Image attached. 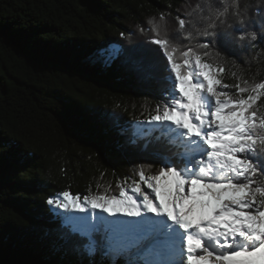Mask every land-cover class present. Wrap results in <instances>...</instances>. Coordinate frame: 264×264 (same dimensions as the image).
Segmentation results:
<instances>
[{
	"label": "trees",
	"instance_id": "16d2710c",
	"mask_svg": "<svg viewBox=\"0 0 264 264\" xmlns=\"http://www.w3.org/2000/svg\"><path fill=\"white\" fill-rule=\"evenodd\" d=\"M197 4L206 16V0H0V264H109L108 256L77 250L78 236L62 238L64 217L74 214L46 201L63 190L81 197L104 188L118 193V184L139 181L144 165H151L146 176L156 174L162 165L140 150L143 140L117 149L125 137L112 121L130 133L157 105L163 108V97L155 82L137 81L120 60L104 67L90 57L110 45L143 44L167 66L150 43L147 21L163 26L164 14L172 42L197 49L206 38L193 23L179 29L177 20H200L198 10L187 15ZM239 6L245 23L230 12L218 30L236 38L242 29L257 39L198 49L208 52L202 60L217 69L231 95L244 80L264 81V0H239ZM188 33L191 39H180ZM256 106L264 112V96Z\"/></svg>",
	"mask_w": 264,
	"mask_h": 264
},
{
	"label": "snow or ice",
	"instance_id": "6c2138e0",
	"mask_svg": "<svg viewBox=\"0 0 264 264\" xmlns=\"http://www.w3.org/2000/svg\"><path fill=\"white\" fill-rule=\"evenodd\" d=\"M206 7V16L199 4L187 13L191 17L198 10V21L177 17L179 29L193 23L196 35L206 38L197 49L180 50L172 42L164 14L159 17L163 26L154 18L147 21L154 34L150 43L162 50L167 66L143 44L129 50L110 45L90 57L104 67L120 60L137 81L159 86L163 108L157 105L156 114L137 121L130 133L112 123L125 137L116 142L117 149L143 140L140 150L162 166L147 176L144 169L151 165L141 166L139 181L127 188L118 184V193L104 188L82 197L70 190L50 196L46 203L52 209L85 214L65 216L61 225L68 230L62 238H80L74 242L77 250L95 256L102 249L109 264H118V258L124 264H264V112L256 106L264 81L244 80L230 95L217 69L202 60L208 52L198 50L214 43L227 47L235 39L254 41L257 34L240 29L233 38L218 30L230 12L245 23L239 0H206ZM191 38V33L180 36ZM89 211L95 213L92 219Z\"/></svg>",
	"mask_w": 264,
	"mask_h": 264
},
{
	"label": "rangeland",
	"instance_id": "374dc122",
	"mask_svg": "<svg viewBox=\"0 0 264 264\" xmlns=\"http://www.w3.org/2000/svg\"><path fill=\"white\" fill-rule=\"evenodd\" d=\"M216 75L218 76V71H217V73H216ZM227 90V89H226ZM228 92H229V94L231 95V92L229 91V90H227ZM162 109V108H161ZM151 131H152V129H151ZM197 159H199V157H197ZM132 183H129V182H126V183H124L123 184V186L124 187H128L129 185H131ZM142 187H146V186H144V185H142ZM100 210H96V212H99ZM71 213L72 214H74V216H83V215H85V214H83V213H78V212H74V211H71ZM88 215L90 216L89 217V219H92L93 217H94V215H95V213L94 212H92V211H89L88 212ZM105 217H107V214L106 213H104L103 214ZM151 215V214H150ZM107 218H109V219H111L112 217H107ZM124 219H127V220H134V219H136V218H132V217H123ZM102 252H103V250L102 249H100V250H98V254L99 255H103L102 254ZM124 264V263H123Z\"/></svg>",
	"mask_w": 264,
	"mask_h": 264
},
{
	"label": "bare ground",
	"instance_id": "6f19581e",
	"mask_svg": "<svg viewBox=\"0 0 264 264\" xmlns=\"http://www.w3.org/2000/svg\"><path fill=\"white\" fill-rule=\"evenodd\" d=\"M76 213V212H75ZM84 214V213H83ZM88 217H90L89 215H88Z\"/></svg>",
	"mask_w": 264,
	"mask_h": 264
}]
</instances>
